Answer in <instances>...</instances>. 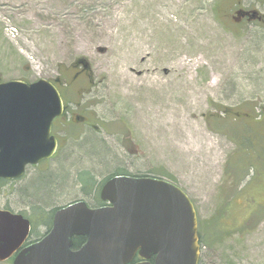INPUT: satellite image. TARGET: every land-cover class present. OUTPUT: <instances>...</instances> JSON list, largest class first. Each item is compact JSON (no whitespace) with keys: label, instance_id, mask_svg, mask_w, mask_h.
<instances>
[{"label":"rangeland","instance_id":"rangeland-1","mask_svg":"<svg viewBox=\"0 0 264 264\" xmlns=\"http://www.w3.org/2000/svg\"><path fill=\"white\" fill-rule=\"evenodd\" d=\"M238 1L0 0V82L78 74L66 102L89 124L55 130V159L0 182V208L30 220L31 241L125 173L189 196L205 264H264V27H236Z\"/></svg>","mask_w":264,"mask_h":264},{"label":"water","instance_id":"water-1","mask_svg":"<svg viewBox=\"0 0 264 264\" xmlns=\"http://www.w3.org/2000/svg\"><path fill=\"white\" fill-rule=\"evenodd\" d=\"M64 111L48 80L0 82V180L20 179L29 165L54 157L53 122ZM100 195L109 206L63 208L51 231L27 247L30 221L0 209V262L16 255L13 264H133L139 256L137 264H200L198 215L182 189L162 179L119 176ZM78 237L86 242L74 250Z\"/></svg>","mask_w":264,"mask_h":264},{"label":"flooded vegetation","instance_id":"flooded-vegetation-1","mask_svg":"<svg viewBox=\"0 0 264 264\" xmlns=\"http://www.w3.org/2000/svg\"><path fill=\"white\" fill-rule=\"evenodd\" d=\"M262 2L264 3V0H262ZM242 4L243 3L240 0L235 4L236 10L234 11L235 15H233L232 19H233V22L236 24V27H241L243 25H258L260 27H264V13L259 11L258 9H255V8L253 9L252 7L244 8ZM76 67L77 66H75V68ZM55 84L60 91L65 90V88L67 87L68 91L71 92V89L75 83L74 82L70 83L64 79L58 78V79H56ZM64 101H65V105H66V111L62 117H60L54 121L53 131H52V135H54L58 140L57 155H58L60 148H61V143H60L61 139L58 136H56L55 130H62V129H64V125H70L73 123H75V124H77V123L81 124L82 123V125L83 124L89 125L88 121H86V119L84 117H81L82 119H80V117L78 115L70 113L69 105L66 102V100H64ZM85 122H87V123H85ZM69 127L70 126H67L64 129V132H67ZM57 155H56V157H57ZM99 197H100V194H99ZM87 205L91 209H97V208L109 206L108 203H104L102 201H100L99 206L93 207L92 205H89L88 203H87ZM56 212L57 211H55V213ZM52 225H53V222H52ZM85 242H86V240H85ZM85 242L83 243V245L85 244ZM140 261H142L141 258L139 261H136V259H135L134 264L137 262H140Z\"/></svg>","mask_w":264,"mask_h":264},{"label":"trees","instance_id":"trees-1","mask_svg":"<svg viewBox=\"0 0 264 264\" xmlns=\"http://www.w3.org/2000/svg\"><path fill=\"white\" fill-rule=\"evenodd\" d=\"M67 80H68V82L71 80V81H73V78L72 79H70V78H67ZM70 81V82H71ZM64 93H65V95L67 96L68 95V89H67V87L65 88V90H62ZM222 112H224L223 114H227L228 112L229 113H232L231 111H229L228 109H224V110H221ZM262 112H264V109L262 110ZM228 113V114H229ZM125 174V173H124ZM124 174H120V175H124ZM84 175H88L87 177H88V179L91 181V183H92V177L91 176H89L90 174H88L87 172L86 173H83L82 174V176H84ZM125 175H129V174H125ZM114 176H118V174H114V175H111L109 178H107L101 185H100V189L102 188V186H103V184L106 182V181H108L110 178H112V177H114ZM135 176H138V175H135ZM139 177H142V176H139ZM143 177H145V176H143ZM82 182H84V181H82ZM85 183V182H84ZM85 187H87V184L85 183ZM100 189H98L99 191L98 192H100ZM197 213H198V211H197ZM198 219H199V235H200V242H201V247H202V251L205 249V247L207 246L206 245V240H205V238H204V236H203V232H202V224H201V221H200V217H199V214H198ZM222 221V219L220 220V221H217V229L216 230H223L224 228H225V223ZM47 228H48V231H50V229H51V227H52V221L50 222V224L49 225H47L46 226ZM34 228V230H33V232H32V234H35V227H33ZM39 240V239H38ZM34 242H36V241H33V243ZM85 242V238H76L75 240H74V249H78L79 247H81L82 245H83V243ZM204 252V251H203ZM204 254H202V257H201V264H205V256H203ZM140 259L139 258H137L136 259V261H139Z\"/></svg>","mask_w":264,"mask_h":264}]
</instances>
